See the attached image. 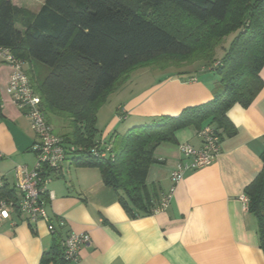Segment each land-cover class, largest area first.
Wrapping results in <instances>:
<instances>
[{"label":"trees","instance_id":"obj_1","mask_svg":"<svg viewBox=\"0 0 264 264\" xmlns=\"http://www.w3.org/2000/svg\"><path fill=\"white\" fill-rule=\"evenodd\" d=\"M1 48L25 64L49 68L35 91L51 126L50 117L67 116L71 128L60 137L73 164L98 169L133 215L151 214L160 205L158 190L147 184L151 166L160 162L157 148L176 143V133L190 127L235 135L228 111L236 104L250 107L263 91L264 0H45L38 13L0 0ZM161 58L203 62L218 76L213 99L103 142L97 129L103 100L132 70ZM261 158L263 169L245 194L264 252V152ZM15 193L5 185L2 196L16 198ZM55 227L52 248L40 264H72Z\"/></svg>","mask_w":264,"mask_h":264},{"label":"crops","instance_id":"obj_2","mask_svg":"<svg viewBox=\"0 0 264 264\" xmlns=\"http://www.w3.org/2000/svg\"><path fill=\"white\" fill-rule=\"evenodd\" d=\"M11 1L34 13L45 2L30 0L25 6ZM201 70L169 73L148 88L132 90L131 99L118 106L117 115L99 139L118 141L120 128L125 134L132 127L163 116L177 117L187 108L210 102L218 76L206 68ZM25 71L33 73L29 78L38 91L43 80L39 74L46 69L26 62ZM11 73V66L0 55V175L15 190V167L35 165L32 147L36 137L29 120L12 101ZM122 113H127L125 120ZM227 116L236 134L228 136L220 130L222 151L216 161L189 171L176 185L171 173L182 158L179 146L200 147L199 130L182 129L176 133V143L157 148L155 156L160 162L151 166L147 184L158 190L160 204L171 193L165 211L133 215L104 183L98 169L77 167L67 157L48 184V212L64 221L57 228L61 240L72 232L90 235L92 244L81 250V264H264L257 218L241 201L263 169L264 89L250 107L236 104ZM52 245L53 233L44 221L33 227L12 214L0 223V264H40Z\"/></svg>","mask_w":264,"mask_h":264},{"label":"built area","instance_id":"obj_3","mask_svg":"<svg viewBox=\"0 0 264 264\" xmlns=\"http://www.w3.org/2000/svg\"><path fill=\"white\" fill-rule=\"evenodd\" d=\"M0 55L12 68L9 82V92L13 103L23 111L29 120L35 134L36 142L32 147L35 155V165H18L14 169L16 198L2 196L6 179L0 176V223L9 220L12 214H19L31 226L40 221L48 224L51 233L56 231V225L63 226L62 219L53 218L48 212L45 197L50 200L48 184L51 176L62 169L67 154L60 136L55 134L48 123L41 106V97L35 91L30 78L25 71V63L18 60L9 49H0ZM201 146L181 144L179 151L182 156L171 173L173 185L183 180L189 171L199 170L212 165L222 151V141L219 133L212 126L203 127L199 133ZM2 155L0 154V158ZM174 187L171 192H173ZM244 207H248L250 199L246 194L241 196ZM171 202V193L167 194L154 212L165 211ZM56 220V223H55ZM92 239L89 234L69 233L62 243L64 256L72 264H81L80 252L90 246Z\"/></svg>","mask_w":264,"mask_h":264},{"label":"rangeland","instance_id":"obj_4","mask_svg":"<svg viewBox=\"0 0 264 264\" xmlns=\"http://www.w3.org/2000/svg\"><path fill=\"white\" fill-rule=\"evenodd\" d=\"M16 1L17 2L20 1L22 3L21 5L24 4L25 6H27L29 5L30 0H16ZM35 1H40V0H35ZM35 1L31 0L30 3L35 2ZM32 9H37V6H33ZM31 12L34 13L33 11ZM172 14L173 12H171V15ZM174 14H175V17H177L176 13ZM234 36L235 35H231L230 37L225 39L224 47L229 46ZM222 52L223 50L219 51L218 57L222 55ZM203 64H204L203 62H199V61L192 63L184 59L161 58V59H158L152 62L149 65L138 67L132 70L129 73V77L127 78V80L124 83H122L119 88H117L118 90L109 94V96H107L101 103L98 109V112H97L98 136L103 135L104 132L107 131V127H109L110 121L113 119V117L117 115L118 106L127 104V102L131 99L132 94H133L132 90H135L136 88H138L137 90L148 88L151 84L163 78V76H167L169 73H179L183 71H189L192 73V72H196V70L199 73H202L201 66H203ZM40 65L44 69H46V72L42 71L39 74L44 78L49 73V68L43 64H40ZM206 73H209V72H206ZM28 76L32 78L33 73L29 71ZM66 117L67 116H63L62 118L55 117V116H53L52 118L50 117V122L52 124V127L54 128L55 134L59 136H63L64 135L63 130L66 131L67 130L66 128H69V127L71 128V125L68 124L69 121H66V122L64 121L68 119ZM119 130L117 134L118 140L121 138L122 135H124V133H122L121 131L122 129L120 128ZM12 178L15 181L14 176Z\"/></svg>","mask_w":264,"mask_h":264}]
</instances>
